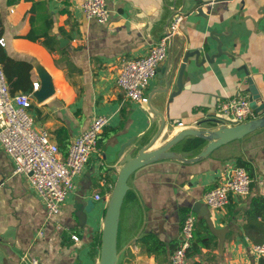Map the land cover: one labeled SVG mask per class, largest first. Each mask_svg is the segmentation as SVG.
<instances>
[{
    "label": "crops",
    "instance_id": "obj_1",
    "mask_svg": "<svg viewBox=\"0 0 264 264\" xmlns=\"http://www.w3.org/2000/svg\"><path fill=\"white\" fill-rule=\"evenodd\" d=\"M34 2L45 5L52 20L49 34L58 40L62 56L40 40L25 37L32 27L29 17ZM80 2L0 0V37L5 41L0 50L30 65L10 93L30 92L32 81L39 82V90L43 75L51 83L50 94L43 99L35 96L37 90L32 92L29 113L35 126L46 129L56 143L55 131L63 128L69 144L94 117H107L97 151L51 217L28 175L14 173L13 161L0 145V264H25L23 253L35 256L38 264H98L97 238L118 173L130 157L145 146H149L145 151L162 147L185 129L203 134L223 124L216 105L226 97L248 93L244 90L247 75L264 102V0H222L215 5H207V0H106L110 9L106 23L87 19ZM177 10L183 18L168 56L157 67L173 59L179 42L183 51L203 46V53L218 55L203 66H195L194 58H188L178 95L170 96L172 87L165 93L155 92L162 86L156 71L143 90V101L128 99L116 83L122 62L145 55ZM217 40L221 52H217ZM180 63L181 59L175 75ZM148 100L160 115L148 108ZM183 140L170 150L185 158L196 156L207 143L186 156L189 151L182 150ZM238 161L245 163L252 179L249 193L230 194L223 208L209 209L202 199L204 192ZM127 185L116 232V264H168L171 251L148 254L137 239L153 233L168 247L177 244L183 217L189 212L196 220L207 219L212 236L208 235V246L188 256V264H257L250 246L263 240L264 220L249 219L245 211L255 198H264V127L193 162L166 157L150 160L129 175ZM95 194L100 198L95 199ZM86 199L94 204L84 213L80 202Z\"/></svg>",
    "mask_w": 264,
    "mask_h": 264
},
{
    "label": "built area",
    "instance_id": "obj_2",
    "mask_svg": "<svg viewBox=\"0 0 264 264\" xmlns=\"http://www.w3.org/2000/svg\"><path fill=\"white\" fill-rule=\"evenodd\" d=\"M220 1L222 0H207L206 4L215 5ZM80 9L87 19H94L98 23L109 20L110 9L106 0H81ZM182 18L180 11H174L166 31L145 55L122 62L116 83L128 99L139 103L143 101V90L155 77L158 64L166 59L169 42L176 34ZM4 45V38L0 37V46ZM31 86L30 92L11 94L0 66V145L12 159L14 173L28 175L32 187L45 206L46 215L51 217L59 212L76 177L97 151L98 137L107 123V117H94L86 128L71 139L68 151L63 156L48 131L34 124L29 109L32 92L38 89L39 82L32 81ZM216 110L223 123L228 125L256 117L248 93L226 97L218 102ZM177 125L184 126L182 122ZM251 181L246 168L234 164L221 172L217 184L204 192L203 202L209 209H221L229 202L230 194H248ZM94 198L99 199L100 196L95 194ZM195 222L196 216L193 213L189 212L184 216L178 243L169 255L168 264H188L187 250L193 239ZM71 237L78 240L76 234ZM250 249L256 257L264 256V238L261 242L252 244ZM21 261L25 264H38V259L27 253L21 255Z\"/></svg>",
    "mask_w": 264,
    "mask_h": 264
},
{
    "label": "water",
    "instance_id": "obj_3",
    "mask_svg": "<svg viewBox=\"0 0 264 264\" xmlns=\"http://www.w3.org/2000/svg\"><path fill=\"white\" fill-rule=\"evenodd\" d=\"M173 40H175L174 37ZM217 42V52H221L220 43L218 40ZM179 44L181 47L178 50L177 54L173 57V59L171 60L170 58H168L163 67L156 68V70L160 72L159 79L162 84V86L155 91L157 93H165L169 90L170 87H172V91L170 93L171 97L178 95L181 92L183 86L184 69L188 58H194L193 64L195 66H203L205 62H211L213 58L218 55L210 54L208 52L203 53L202 51H205V48L203 46L192 50H189L188 48V50L183 51L182 43L179 42ZM179 59H181V63L175 75ZM246 80L247 86L244 90H246L249 94L250 104L256 112L255 118L234 125L223 123L214 129L204 131L203 134L194 129H185L178 132L162 147H159L152 151H145L149 146L141 148L133 157H130L124 163L118 173L117 180L110 197V203L104 215L100 238V254L98 264H116L117 262L118 255L116 252V232L118 226V218L125 193L128 189L127 179L133 171L149 162L150 160H154L158 157L173 158L185 163L196 161L202 157H206L217 147L224 145L230 141L240 139L248 133L253 132L258 128L264 127V102L261 101V96L256 89L252 78L247 75ZM41 82L42 84L40 89L34 93L38 99H43L48 96L51 90V83L46 75L42 76ZM149 100L147 102L148 108L157 115H160L158 111H156V109L149 105ZM185 137H200L204 139V141H207V143L196 156L185 158L184 156H182V153L170 150L173 146H175V144L183 140ZM182 146L183 145H181V148ZM190 151L191 150H189V152H185L186 156H190ZM80 204L82 211L84 213H87L91 211L94 203L92 199H86V201H81ZM85 219L86 217H83V220L81 221L84 222Z\"/></svg>",
    "mask_w": 264,
    "mask_h": 264
},
{
    "label": "trees",
    "instance_id": "obj_4",
    "mask_svg": "<svg viewBox=\"0 0 264 264\" xmlns=\"http://www.w3.org/2000/svg\"><path fill=\"white\" fill-rule=\"evenodd\" d=\"M42 13V14H41ZM30 30L25 35V37L32 40H40L41 43L49 51H58L62 56V50L58 47V40L54 35L49 34V31L52 28V20L45 12V5L43 3L34 2L30 7ZM34 24H41L38 27H33ZM3 33V24L0 19V36ZM0 66L4 70V73L7 76L9 83V91L13 89V84H16L22 79L24 71H29L30 65L24 61H14L8 57L3 50H0ZM11 94H13L11 92ZM57 145L59 150L63 155H66L68 151V137L63 128H59L55 131ZM204 139L200 137H186L182 143V150L189 151L194 148H197L202 143ZM238 164L244 166L246 165L242 161H238ZM247 170V168H246ZM248 172V171H247ZM128 192L125 193L124 199H126ZM187 214V213H186ZM185 214V215H186ZM184 215V216H185ZM247 218H257L258 216L264 220V198L258 197L255 198L248 209L245 211ZM184 218V217H183ZM208 235L212 236V232L208 226L206 218L197 219L194 225L193 239L191 241L190 247L187 250V256L196 252L200 247H206L209 245ZM101 235L97 238L98 244H100ZM137 242L145 252L148 254H155V256L165 255L166 251H172L177 244H170L169 247L158 238L157 235L153 233H146L140 238L137 239ZM93 253V252H92ZM191 264H201L199 262H193ZM257 264H264V256L259 257Z\"/></svg>",
    "mask_w": 264,
    "mask_h": 264
},
{
    "label": "rangeland",
    "instance_id": "obj_5",
    "mask_svg": "<svg viewBox=\"0 0 264 264\" xmlns=\"http://www.w3.org/2000/svg\"><path fill=\"white\" fill-rule=\"evenodd\" d=\"M172 148H176L175 146H173ZM100 252V251H99Z\"/></svg>",
    "mask_w": 264,
    "mask_h": 264
}]
</instances>
